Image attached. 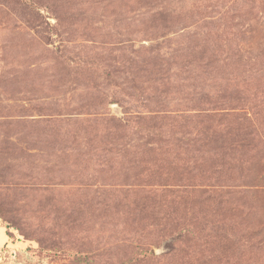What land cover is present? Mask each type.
Instances as JSON below:
<instances>
[{
  "label": "rangeland",
  "instance_id": "obj_1",
  "mask_svg": "<svg viewBox=\"0 0 264 264\" xmlns=\"http://www.w3.org/2000/svg\"><path fill=\"white\" fill-rule=\"evenodd\" d=\"M0 264H264V0H0Z\"/></svg>",
  "mask_w": 264,
  "mask_h": 264
},
{
  "label": "crops",
  "instance_id": "obj_2",
  "mask_svg": "<svg viewBox=\"0 0 264 264\" xmlns=\"http://www.w3.org/2000/svg\"><path fill=\"white\" fill-rule=\"evenodd\" d=\"M0 245H2V243Z\"/></svg>",
  "mask_w": 264,
  "mask_h": 264
}]
</instances>
